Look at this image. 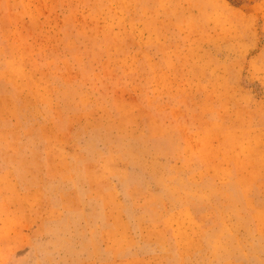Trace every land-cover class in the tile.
Here are the masks:
<instances>
[{
    "label": "rangeland",
    "instance_id": "1",
    "mask_svg": "<svg viewBox=\"0 0 264 264\" xmlns=\"http://www.w3.org/2000/svg\"><path fill=\"white\" fill-rule=\"evenodd\" d=\"M0 264H264V0H0Z\"/></svg>",
    "mask_w": 264,
    "mask_h": 264
}]
</instances>
